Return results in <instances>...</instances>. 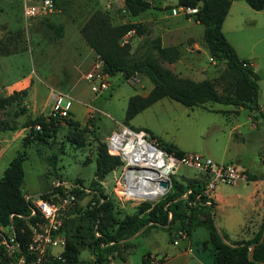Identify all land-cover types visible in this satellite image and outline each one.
Instances as JSON below:
<instances>
[{
  "label": "rangeland",
  "instance_id": "rangeland-1",
  "mask_svg": "<svg viewBox=\"0 0 264 264\" xmlns=\"http://www.w3.org/2000/svg\"><path fill=\"white\" fill-rule=\"evenodd\" d=\"M152 7L136 18L130 17L125 11L122 0H55V11L42 13L34 20L23 21L21 9L18 6H9L0 0V7L7 10L10 31H7L3 14H0V96H7L15 90L26 89L19 105H14L22 113L15 117L18 124L40 114H52L54 100L52 92L63 93L70 101V110L65 117H60L55 131L45 140L34 139L27 146L23 145V138L30 134V127L0 131V177L17 151H26V160L23 163L24 184L23 192L31 197L56 190L72 191L76 202L70 206L60 218V225L54 232L60 240L65 241L71 236L88 235V228L95 227L94 216L85 213L94 194L101 192L105 198L98 196L100 201H110L114 217L118 220L131 215L139 208L149 204L164 202L168 194L173 193L172 182L178 180L183 184L191 181L205 184L207 175L187 166L168 169L167 155L155 148L157 142L154 137L145 132L146 138L155 147L156 155L165 156L161 164L164 169V182L168 189L163 195L154 199L135 198L128 193L126 180V161L122 153H115L112 147V137L119 133H139L144 123L161 124L157 118H147L139 115L130 124L124 123L125 111L130 96L146 94L152 83L141 75L125 78L121 74L107 76L109 86L103 91H94L92 83L86 78L95 63V55L90 57L87 64L77 67L69 65L70 57L61 53L59 46L53 47L57 54L52 59L44 60L40 48L48 39H58L65 29L76 30L86 21L91 13L97 9L109 14L113 24L126 21H141L147 26V33L140 37H128L134 50L142 41L162 35L167 42H174L180 48L181 54L173 63L163 62V65L175 73L195 80L203 78H218L225 68V62L211 58L203 40V26L193 19L192 14L177 6V0H150ZM234 9L240 21L234 35L239 44L240 56H245L249 50L264 52V13L251 8L244 0H233ZM41 0H34L39 4ZM102 2V3H101ZM233 7V8H234ZM12 17V18H11ZM18 19L15 20V18ZM30 29V30H29ZM43 41V42H42ZM52 49V51H53ZM45 52V51H44ZM264 60V59H263ZM66 77V79H65ZM72 77V78H71ZM53 78L54 83H50ZM221 91L222 85L217 86ZM174 107L170 108L169 118L172 124H178V133L171 143L187 153H197L212 158L216 162L239 153L244 162L254 163V169L263 170L259 153L262 151L263 141L261 133H255L252 142H243L231 139L230 130L235 124L240 125V131H247L251 124L242 110L236 115H227L223 112L211 111L218 109H232L218 103H206L204 107H186L171 99ZM233 110V109H232ZM1 113V118L11 119V114ZM160 118L167 115L157 114ZM75 121L76 124H71ZM140 123V124H139ZM135 125V126H133ZM144 138V134H135ZM31 136V135H30ZM156 142V143H155ZM155 143V144H154ZM99 144H105L110 154L118 155L120 164L102 179L95 171V158ZM158 145V144H157ZM170 158V157H168ZM173 162V161H171ZM169 170V171H168ZM125 174V175H124ZM125 176V177H124ZM99 182L96 188L92 182ZM253 181H239L236 184H218L213 191L220 196V202L214 208L213 220L223 232L231 238L245 239L250 228V219L262 211L264 198L256 201L259 210L252 211V198L259 196L258 186ZM75 190V191H73ZM212 191V192H213ZM260 191V190H259ZM187 191L181 198L178 212L181 217L172 223L167 231L166 227L145 226L144 229L133 235V246L123 253L127 254L129 264H142L143 256L150 253L155 260L171 258L179 254H189L190 264H197L195 256L201 257L206 263H212V247L210 243L203 244L208 238L209 215L211 205L199 203V196L191 198ZM203 192V191H202ZM193 194V192H192ZM203 195L211 198L205 192ZM52 194L49 195L51 197ZM149 210V209H148ZM148 210L144 212L147 214ZM244 225L241 232V226ZM43 225V223H41ZM169 225V224H168ZM259 227V226H258ZM257 227V228H258ZM78 228V229H77ZM141 234V235H139ZM13 229L10 226H0V251L3 257L0 264H20L23 258L13 247ZM13 243V244H12ZM43 243V242H38ZM129 244H131L129 242ZM9 245V246H8ZM13 248L15 250H12ZM54 252L48 248L41 258V264H54L59 258L54 254H61L58 247ZM52 252V253H51ZM61 256V255H60ZM91 252L84 247L80 250L79 258L86 260ZM180 259V258H179ZM165 263V262H164ZM163 262L158 264H164ZM58 264H63L59 262ZM114 264H126L116 257ZM170 264V263H167Z\"/></svg>",
  "mask_w": 264,
  "mask_h": 264
},
{
  "label": "trees",
  "instance_id": "trees-1",
  "mask_svg": "<svg viewBox=\"0 0 264 264\" xmlns=\"http://www.w3.org/2000/svg\"><path fill=\"white\" fill-rule=\"evenodd\" d=\"M231 2L232 0H177L178 7L197 9L192 16L203 26V40L211 58L225 62V68L218 78L202 80L181 76L163 65V62L177 61L181 51L177 45H162L159 36L151 39L145 38L134 50L130 42H122L123 37L129 32H133L138 37L144 36L147 33L145 23L126 21L113 24L107 12L97 9L91 13L80 26L79 32L88 46L103 60L104 73L108 76L121 74L125 78L141 75L152 83L148 93L134 94L129 97L124 117L125 124L129 125L130 120L136 114L164 97L189 108L204 107L206 103H220L243 107L250 113L255 112L258 106L259 76L252 66L244 65L248 60L238 56L222 30ZM245 2L255 10L264 9V0H245ZM123 6L130 17L136 18L149 10L152 3L150 0H123ZM220 84L222 85L221 91L217 88ZM26 93V89H23L15 90L7 96H0V114L6 111L12 113L10 120L0 117V131L30 127V134L23 138L24 146L34 139L42 141L51 136L60 119L56 114H40L27 119L23 124H18L15 117L19 116L22 110L15 109L14 105H19L22 96ZM256 115L257 118H261L264 127V112L259 110ZM71 124L75 125L76 122L72 121ZM144 130L156 139L161 150L176 157H181L186 153L174 144L156 138L149 130ZM25 160L26 151H17L0 177V226H10L13 229L15 242L18 243L15 249L26 257L27 262H31L35 259V256L29 253L28 248L32 240V228L42 223L43 219L38 214L31 215V204L25 199L26 194L23 192V163ZM119 164L118 155L110 154L105 144H99L95 158L96 175L105 177ZM208 179L207 175V181ZM207 181L203 185L195 181L183 184L174 179L173 193L168 194L164 202L156 203L152 207L145 204V207L139 208L131 215H126L121 220L114 217L110 201H100L98 196L105 198V195L101 192L95 193L94 199L84 210L85 213L94 216L95 227L91 230L89 227L88 235L77 236L78 239L72 236L66 238L60 252L61 258L57 259L59 261L54 264L60 261L63 264H109L116 257L125 261L126 254L123 251L124 249L127 251L131 246L130 241L127 240L144 229L146 225L166 227L169 231L172 223L181 217L178 209L183 201L181 197L187 191L191 198L198 195L199 203L209 202L211 205L208 238L203 242L204 245L211 244L213 256L211 264H264V240L259 242L264 228V213L252 237L230 241L227 235L217 228L211 216L214 214V200L202 194ZM98 184L99 182L94 181L91 185L95 189ZM56 191L62 193L61 189ZM53 193L54 191L39 195L48 198ZM146 210L148 212L144 214ZM144 231L145 229L142 233ZM252 244H255V248L253 260H250L249 248ZM84 247L91 252L90 259L81 260L79 258L80 250ZM1 253L0 251V259L6 258ZM150 259V253H146L142 264H151ZM163 260V258L159 259L158 263Z\"/></svg>",
  "mask_w": 264,
  "mask_h": 264
},
{
  "label": "crops",
  "instance_id": "crops-1",
  "mask_svg": "<svg viewBox=\"0 0 264 264\" xmlns=\"http://www.w3.org/2000/svg\"><path fill=\"white\" fill-rule=\"evenodd\" d=\"M5 3H7L9 6L13 7V6H18V9H21V17L23 18V21L26 22L24 15H23V7L25 4H35L34 0H4ZM245 1V0H244ZM123 2V1H122ZM102 3V2H101ZM234 1L232 0L231 2V6L229 8V11L226 15V18L223 22L222 25V30L226 36V38L228 39V41L232 44V46L235 48L238 56L241 59H246L251 63V66L254 68L255 72L258 74L259 76V80H258V84H259V93H258V99H257V108L255 110V112H251L243 107H235L232 105H224V104H220V105H224V106H232L234 108L228 110V109H214L211 111H217V112H223L227 115H236L239 114L242 110L246 111V116L250 119L251 124L249 125L247 131L245 132H241L240 131V125L239 124H235L231 130H230V137L231 139H235L237 141H239L240 139L243 142H252L254 141V137L253 135L255 133H261V140L263 141V146L261 148V152L259 153V158L261 163H264V127L262 124V120L260 117L257 118V112L260 110L262 112H264V52H256L254 50H249V53H247V55L245 56H240L239 51H238V47L245 49L242 44L240 45L238 42V39L236 38V36L234 35V32L237 30V23L240 21L238 14L236 13V11L234 10L236 8V6L234 7ZM234 7V8H233ZM55 11V10H54ZM262 13H264V9L263 10H259ZM7 10H5L4 8L0 7V14H3L8 16L7 14ZM43 15V14H42ZM37 17V16H36ZM36 17L30 18V20H34ZM12 18V17H11ZM4 20H2L1 22H3L5 24V27L7 28V31H10V27L9 24L12 21V19L14 20V18L9 19L8 17L3 18ZM18 19V17L15 18V20ZM134 21V20H133ZM140 21V20H139ZM27 23H29L27 21ZM30 30V29H29ZM130 36H134V38H140L136 35H134V33H130L128 35H126L124 37V41H128V37ZM159 36L161 38V42L162 45L164 46H171V45H176V43L174 42H167L166 39L163 38L162 35H156ZM155 36V37H156ZM43 42V41H42ZM131 44V42H130ZM132 45V44H131ZM59 46L61 49V53H66L67 55H69V57L71 58L70 61L68 62L69 65L71 67H77L80 68V66L85 65L89 62L90 57L92 55H95V52L93 51V49L91 47L88 46V44L86 43V41L83 39V37L81 36L79 29L76 30H66L64 31V33L58 37V39H48L44 42L43 46L40 48L41 54H42V58L44 60L47 59H52L55 54H57V51L53 49V47ZM53 49V51H52ZM45 51V52H44ZM72 78V77H71ZM66 79V77H65ZM204 79V78H203ZM202 80V79H200ZM50 83H54L53 78L51 81H49ZM167 99H170L168 97H164L160 100H158L157 102H155L154 104H152L151 106L145 108L144 110H142L141 112H139L138 114H136L131 120L135 121V119H137L138 117H140L139 115H144L141 113H146L147 114V118H157L160 120L161 124L157 125V122L154 121L155 123H144L142 125H138L135 127H141L143 129H147L149 130L156 138L160 139L161 141H166V142H176L175 140V135L178 133V124L174 125L172 124V117L169 118V113H172V111L170 110V108L174 107V104L172 102H168ZM173 100V99H171ZM175 101V100H173ZM177 102V101H175ZM179 103V102H177ZM181 104V103H180ZM160 113L161 115H167L165 118L166 120H163V117H159L157 114ZM146 114L144 115V117H146ZM140 124V123H139ZM1 135H3V133L0 132V137ZM181 150V149H180ZM184 151V150H183ZM186 152V151H184ZM224 163H234L238 166V168H240V170H242V172L247 176L246 180H239V181H253L256 182V187L258 186V192H261L259 196H255L252 198V211L254 212L255 209L259 210V204H256V201L260 199V206H262V200L264 198V169L263 170H256L254 169V163L249 164L244 162L243 158L240 156L239 153H235L234 156L227 158V159H223ZM221 163V162H220ZM238 181V182H239ZM237 183V182H236ZM234 183V184H236ZM260 190V191H259ZM211 198L214 200L215 202V207H217V205L220 202V196L216 191L211 192L210 194ZM264 213V207L262 208V211L260 212V215H258V213L255 214V217L250 219V228L248 229V233H247V237H245V239L252 237L255 232L257 231V227L260 225L261 221H262V216ZM246 224V222L244 224H242L241 226V232H243V228L244 225ZM218 228V227H217ZM219 229V228H218ZM220 230V229H219ZM221 231V230H220ZM225 235H227V237L229 238L230 241H234V240H238L237 238H231L230 236H228L227 232H223ZM141 235V234H139ZM128 241V240H127ZM131 242V246L127 249L128 250L133 246V238L129 240ZM58 251H62L63 247H59L58 246ZM50 250H52V252L55 253V251L57 249H55V247L50 248ZM51 252V253H52ZM55 255V254H54ZM127 255V254H126ZM91 258V257H90ZM87 258V259H90ZM180 258V259H179ZM114 260L115 258H113L109 264H114ZM123 261V260H122ZM127 258L125 261L126 264H129L127 262ZM193 261H197V264H211V263H206L201 257L195 256V260ZM164 264L170 263V264H190V259H189V254H179L177 256L168 258L166 257L165 260L162 261Z\"/></svg>",
  "mask_w": 264,
  "mask_h": 264
},
{
  "label": "built area",
  "instance_id": "built-area-1",
  "mask_svg": "<svg viewBox=\"0 0 264 264\" xmlns=\"http://www.w3.org/2000/svg\"><path fill=\"white\" fill-rule=\"evenodd\" d=\"M183 9H185V11L190 14L196 12L197 10L196 8ZM54 10L55 5L52 0H41L39 4H25L23 7V15L25 20L28 21L30 18L36 17L42 13H51ZM130 33L132 32H129L128 34ZM123 39L122 42H128L124 41ZM244 65L251 66V63L248 61L245 62ZM103 67V60L99 55L95 54L94 66L86 75V78L92 83V89L94 91H103L109 86L107 79L108 75L104 73ZM52 97L54 100V105L52 108V111L54 112L52 114L59 115L60 117H65L68 113V110H70L71 101L61 92H52ZM36 128L40 129L39 126H36ZM144 131V129H141L139 132ZM145 132L144 136L147 137ZM154 140L156 141V139ZM155 146L154 147L158 148L160 152H164L166 155L175 160V165L173 168H178L179 166L183 165L207 174L209 176V179L203 190V192H205L207 195H209L210 192H212L214 188L220 183L234 184L239 180L247 179V176L234 163H219L210 157L197 153L186 152L181 157H176L161 150L157 144H155ZM25 199L28 200L31 204V215L38 214L39 217L43 219V225L39 223L37 227L32 228V240L28 248L29 253L33 254L35 256V259H33L31 262H27L26 257L22 255L23 258L20 259V264H41V258L43 257L45 251L48 250V248L50 249L52 247L58 246L64 247L65 241L60 240L57 236H55L54 232L60 225L61 216L64 215L67 209L72 206L77 199L74 192H72L71 190L65 191L60 194H52V196L48 198H43L39 194L35 195L34 197L26 194ZM93 203L94 202H92V204ZM12 240L14 243H12L13 247L17 248L18 243L15 242L14 235ZM38 242L43 243L41 244ZM55 257L61 258L58 254H55ZM150 263L158 264V260H155L153 259V257H151Z\"/></svg>",
  "mask_w": 264,
  "mask_h": 264
},
{
  "label": "bare ground",
  "instance_id": "bare-ground-1",
  "mask_svg": "<svg viewBox=\"0 0 264 264\" xmlns=\"http://www.w3.org/2000/svg\"><path fill=\"white\" fill-rule=\"evenodd\" d=\"M141 133L144 134V132L135 134ZM129 134L125 132L122 134L117 133L111 140L114 152L122 153L126 161L128 193L140 199H154L163 195L168 189L166 182H164V172H161L164 171L161 164L166 157L156 155L153 150L154 146L148 142L145 136L143 138L135 134ZM161 153L165 154L164 152ZM168 157L167 155V160L170 163L168 169H172L175 160Z\"/></svg>",
  "mask_w": 264,
  "mask_h": 264
},
{
  "label": "water",
  "instance_id": "water-1",
  "mask_svg": "<svg viewBox=\"0 0 264 264\" xmlns=\"http://www.w3.org/2000/svg\"><path fill=\"white\" fill-rule=\"evenodd\" d=\"M99 179H102V176L98 177ZM24 184V182H23ZM264 240V228L262 230V234H261V238L259 240V242H262ZM254 248H255V244H252L249 248V259L253 260V253H254Z\"/></svg>",
  "mask_w": 264,
  "mask_h": 264
}]
</instances>
